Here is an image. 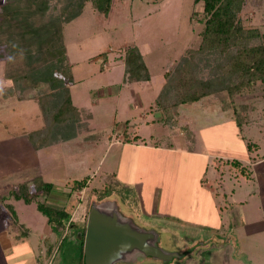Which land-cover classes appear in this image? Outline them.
Returning <instances> with one entry per match:
<instances>
[{"label": "rangeland", "instance_id": "rangeland-1", "mask_svg": "<svg viewBox=\"0 0 264 264\" xmlns=\"http://www.w3.org/2000/svg\"><path fill=\"white\" fill-rule=\"evenodd\" d=\"M79 2L49 0L36 16L30 0H0V6L12 5L28 21L40 15L42 24L60 22ZM240 15L246 26L264 31V0H248ZM203 29L202 2L89 0L65 32L74 78L65 87L93 116L72 142L39 150L27 138L44 125L38 90L24 99L4 97L11 83L0 55V264H85L80 234L94 204L156 233L154 245L180 254L163 260L134 250L113 264H264V230L251 224L264 219L251 164L264 161L261 82L235 98L250 106L238 118L218 95L181 105L170 124L155 105L165 72L187 48L200 46ZM129 46L143 55L149 80L125 74ZM232 159L251 176L231 169ZM86 177L87 185L73 190L72 183ZM40 205L61 211L60 219L50 223Z\"/></svg>", "mask_w": 264, "mask_h": 264}, {"label": "trees", "instance_id": "trees-1", "mask_svg": "<svg viewBox=\"0 0 264 264\" xmlns=\"http://www.w3.org/2000/svg\"><path fill=\"white\" fill-rule=\"evenodd\" d=\"M88 1L80 0L73 11L65 9L60 22L52 20L42 24H38L36 19L40 15L28 21L29 17L23 18L12 5L0 6V46L4 49L0 55L7 59L6 78L11 81L4 89V97L18 96L24 99L23 95L30 89L38 90L36 100L42 110L44 125L27 132L29 142L37 150L51 144L69 143L78 136L77 127L86 125L83 120L93 116L89 109L74 103L71 89L65 87L66 83L74 80L65 32L69 23L82 14ZM194 1L196 4L203 3L202 40L198 48H187L177 65L164 74L165 80L155 105L165 124L176 121L181 105L216 95L222 99L225 108H234L235 117L238 118L240 112L246 114L250 106L238 103L235 98L240 93L243 96L244 92L253 90L259 82L264 89V31L257 26H246L240 15L248 0ZM30 2L33 6L30 14L35 16L39 14L37 12L45 13L49 8V0ZM123 59L129 80L132 77L137 80L150 79L137 46H129ZM16 61H20L19 65ZM207 67L209 69L206 70ZM141 68L143 72H140ZM222 81L224 84L217 87ZM184 128L193 144L195 136L191 127L186 125ZM228 164L239 174L251 176V171L240 160L232 159ZM88 180V177L75 180L73 190L84 188ZM26 200L29 201L28 198ZM43 206L39 208L50 216V223L60 219L61 211L56 210L55 214L48 206L47 209ZM54 216L56 218L52 220ZM58 224V228L64 231L68 229L66 222ZM85 235L84 229L80 237L83 262Z\"/></svg>", "mask_w": 264, "mask_h": 264}, {"label": "water", "instance_id": "water-1", "mask_svg": "<svg viewBox=\"0 0 264 264\" xmlns=\"http://www.w3.org/2000/svg\"><path fill=\"white\" fill-rule=\"evenodd\" d=\"M156 233L134 227L119 218L116 210L105 211L96 204L88 213L84 244L85 264H113L125 254L139 250L145 255L173 260L178 253H168L152 241Z\"/></svg>", "mask_w": 264, "mask_h": 264}, {"label": "crops", "instance_id": "crops-1", "mask_svg": "<svg viewBox=\"0 0 264 264\" xmlns=\"http://www.w3.org/2000/svg\"><path fill=\"white\" fill-rule=\"evenodd\" d=\"M253 165L252 173H253V180L254 183H258L257 186L255 187V193L259 194L262 201L264 202V161L260 162H254L251 163ZM211 185L214 184L213 181H208ZM244 204L243 202H241ZM244 206V205H243ZM261 212H263V208L261 206ZM252 226L254 228L260 227L261 230H264V219L259 220V221H252L251 222Z\"/></svg>", "mask_w": 264, "mask_h": 264}, {"label": "clouds", "instance_id": "clouds-1", "mask_svg": "<svg viewBox=\"0 0 264 264\" xmlns=\"http://www.w3.org/2000/svg\"><path fill=\"white\" fill-rule=\"evenodd\" d=\"M7 83H8V84H10V83H11V81H8Z\"/></svg>", "mask_w": 264, "mask_h": 264}, {"label": "flooded vegetation", "instance_id": "flooded-vegetation-1", "mask_svg": "<svg viewBox=\"0 0 264 264\" xmlns=\"http://www.w3.org/2000/svg\"><path fill=\"white\" fill-rule=\"evenodd\" d=\"M87 219H88V217H87ZM81 235V234H80Z\"/></svg>", "mask_w": 264, "mask_h": 264}]
</instances>
